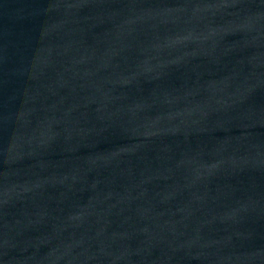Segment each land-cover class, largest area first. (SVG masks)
I'll use <instances>...</instances> for the list:
<instances>
[{
	"label": "water",
	"instance_id": "1",
	"mask_svg": "<svg viewBox=\"0 0 264 264\" xmlns=\"http://www.w3.org/2000/svg\"><path fill=\"white\" fill-rule=\"evenodd\" d=\"M0 264H264V0H0Z\"/></svg>",
	"mask_w": 264,
	"mask_h": 264
}]
</instances>
